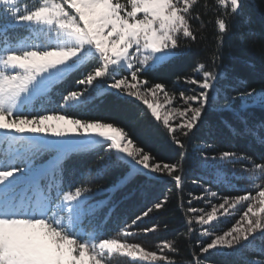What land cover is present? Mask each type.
Listing matches in <instances>:
<instances>
[{"label": "snow or ice", "instance_id": "1", "mask_svg": "<svg viewBox=\"0 0 264 264\" xmlns=\"http://www.w3.org/2000/svg\"><path fill=\"white\" fill-rule=\"evenodd\" d=\"M245 6V0H0V264H264V153L196 150L193 163L211 183L196 178L200 195L179 197L186 258L177 259L175 237L154 246L134 239L168 231L158 222L168 198L150 186L164 182L183 193L191 142L212 130L210 113L231 112L245 134L264 144V125H249L242 114L264 109V84L233 87L231 95L218 71L226 38L235 36L241 50L246 35L264 38V29L242 30L251 24ZM209 13L215 47L193 75L176 78L190 87L149 79L184 54L182 38L197 41L194 22L203 28ZM70 80L73 87L62 89ZM136 102L144 106L139 115L149 114L164 130L171 160L134 136L126 117ZM234 120L224 126L239 132ZM71 157L87 167L66 169ZM109 174L115 179L107 188L84 183ZM225 183L233 191L213 189ZM117 194H139V211L121 216L109 234L104 225L118 208ZM248 251L251 258L244 257Z\"/></svg>", "mask_w": 264, "mask_h": 264}, {"label": "trees", "instance_id": "2", "mask_svg": "<svg viewBox=\"0 0 264 264\" xmlns=\"http://www.w3.org/2000/svg\"><path fill=\"white\" fill-rule=\"evenodd\" d=\"M203 2V0H202ZM212 3V0H208ZM244 14L245 16H251L250 26H245L242 30L247 33L248 28L254 29L260 32L264 29V0H245ZM203 12V9H199ZM204 27L200 28L198 22H194V26L199 29L197 41H188L181 39V48L179 49L184 54L170 64L162 66L154 72L149 73V79L154 82H164L169 88L175 87L177 90H183L190 87L182 82H177L178 76H190L194 74V70L199 61H206L208 55L215 47V33L217 31L214 20L215 17L209 13L203 16ZM213 21V22H209ZM237 38L233 36L231 40H225L222 49V59L218 62V71L222 72L225 79L222 80V86L229 91L231 95V89L234 87L238 90H244L246 88H259L261 84H264V38L258 36L246 35V43L241 50L237 46ZM187 45V47H185ZM79 74H77L78 76ZM73 87L72 81H68L62 85V89H71ZM235 104L239 106L241 101L237 99ZM144 111V106L140 102H136L131 111L127 114V121L130 127L133 129L134 136H138L147 147H150L158 154L159 157L165 161L172 159L171 145L168 141L164 130L152 120L149 114L145 113L139 115ZM249 125H255L260 128L264 125V109L259 106H253L248 108L242 113ZM209 123L212 126V130L206 127L202 129L198 134V138L193 139L189 153L191 159L186 165L187 168V181L181 194L172 184H166L164 182H155L150 186V191L160 196L163 199L164 196L168 198L167 209L164 214L160 215L159 223H167L168 231L163 229L156 235H149L148 237L138 236L134 239L137 242H145L148 246H154L156 242L163 239H172L175 237L178 240V246L181 248V254L177 257L178 260H182L188 256L189 246L185 243L186 229L182 223L181 210L179 208V197L183 195L185 199L189 192L196 195H200L201 189L198 185L192 183L196 178L203 177L201 183L208 181L211 183V177L206 175L201 169L195 166L193 161L195 157L199 155L197 149L209 148L215 150H230L239 153H247L249 155L258 156L260 153H264V144L253 139L250 135L243 132V125L239 122H235L233 114L231 112L225 113H210ZM225 120H234L236 127L240 129L239 132L233 131L230 128L224 126ZM49 157L44 158L47 160ZM87 167V162L79 157H71L65 162L66 169H79L84 170ZM233 167L232 165L228 166ZM235 168L239 169L240 164H236ZM115 179L113 174H109L102 180H95L94 177H86L84 183L93 181V187L102 185L107 188L109 184ZM73 182H77L76 178H73ZM241 184L244 181H240ZM213 189L219 192L221 195H226L233 191L227 183L217 187L212 184ZM170 189V190H169ZM103 197H97L96 199H102ZM116 199L119 201L116 212L112 214L110 219L105 223V231L109 234L118 226L121 216L132 215L139 211L138 200L139 194H133L127 198H123L120 194H117ZM106 209L99 212L102 217ZM179 232V234H178ZM253 253L251 251L245 252V258H251ZM213 259H223L221 257H214ZM228 260H233V257H228ZM118 264H126L123 259L118 260ZM242 264V262H237Z\"/></svg>", "mask_w": 264, "mask_h": 264}, {"label": "rangeland", "instance_id": "3", "mask_svg": "<svg viewBox=\"0 0 264 264\" xmlns=\"http://www.w3.org/2000/svg\"><path fill=\"white\" fill-rule=\"evenodd\" d=\"M33 2H35V0H33ZM48 157V155H45L42 159L44 160V158Z\"/></svg>", "mask_w": 264, "mask_h": 264}]
</instances>
